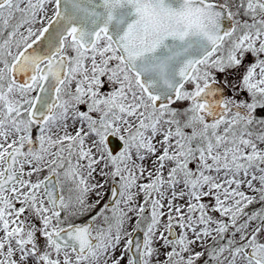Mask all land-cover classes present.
I'll return each mask as SVG.
<instances>
[{
    "label": "snow or ice",
    "instance_id": "snow-or-ice-1",
    "mask_svg": "<svg viewBox=\"0 0 264 264\" xmlns=\"http://www.w3.org/2000/svg\"><path fill=\"white\" fill-rule=\"evenodd\" d=\"M0 264H264V0H0Z\"/></svg>",
    "mask_w": 264,
    "mask_h": 264
}]
</instances>
